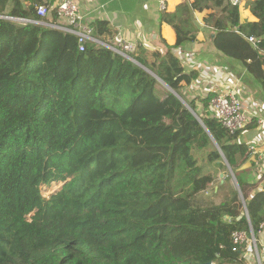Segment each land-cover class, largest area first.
<instances>
[{"label":"trees","instance_id":"16d2710c","mask_svg":"<svg viewBox=\"0 0 264 264\" xmlns=\"http://www.w3.org/2000/svg\"><path fill=\"white\" fill-rule=\"evenodd\" d=\"M54 1L0 0V14L39 22L0 18V264H244L232 233L257 235L264 172L244 167L242 130L211 116L214 92L184 93L198 72L176 49L196 40L194 13H206L212 47L264 91V0H246L255 20L243 23L229 0H179L162 16L175 42L138 46L134 61L94 42L79 51L55 9L37 15ZM89 25L102 41L113 35L105 20ZM159 80L175 94L159 96Z\"/></svg>","mask_w":264,"mask_h":264},{"label":"crops","instance_id":"0c3cea01","mask_svg":"<svg viewBox=\"0 0 264 264\" xmlns=\"http://www.w3.org/2000/svg\"><path fill=\"white\" fill-rule=\"evenodd\" d=\"M72 1L77 4L85 23L90 24L97 19L108 23L113 35L103 34L105 41L111 42L113 36L120 33L137 47L143 46L147 50L159 51L164 49L165 44L172 45L175 42L174 31L162 22L159 0ZM22 2L25 6L28 4V0ZM178 2L179 0H168L165 13L173 12ZM245 2L246 0H242L238 4L241 23L255 20ZM205 14L194 13L198 28L196 40L176 49L184 69L198 72V78L184 90V93L191 99L203 97L208 92L217 93L227 89L234 91L249 114L248 127L238 136V141L252 147L251 160L244 165L248 167L258 158L264 144V91L240 61L224 57L212 47L210 42L212 29L202 21ZM250 176V182H257L261 174ZM262 184L263 181L259 182L258 187ZM256 239L258 256L261 264H264V230L257 234ZM244 259L246 262L252 259L248 248ZM246 262L244 264H247Z\"/></svg>","mask_w":264,"mask_h":264},{"label":"built area","instance_id":"2783aa9c","mask_svg":"<svg viewBox=\"0 0 264 264\" xmlns=\"http://www.w3.org/2000/svg\"><path fill=\"white\" fill-rule=\"evenodd\" d=\"M229 1L231 4L235 5L239 4L242 0ZM167 2L168 0H159V8L162 12L161 16H163L166 12ZM35 9L37 15L40 17L46 16L50 9H55V12L62 21V24L56 25V27L76 36L79 51H84L87 43L94 42L98 45H102L111 49L113 52L125 58L133 60L131 54L136 52L137 45L134 42L125 39L120 33L115 34L113 36V40L109 43L94 37L93 27L84 22L83 16L74 1L55 0L51 4L49 2H44L35 5ZM0 18L16 20L19 22L39 23L35 20L15 18L3 14H0ZM72 24L73 27H69V25ZM234 29L236 30V28ZM246 39L253 46L259 42V39L255 38L254 36H246ZM208 110L211 116L216 118L229 133H235L243 130L249 122V114L247 110L243 107L240 99L232 89L215 93L209 101ZM250 149H252L251 146ZM253 164L259 169L260 172H264V144L258 158L254 160ZM262 230H264V220L259 224L257 234ZM256 237L257 235H254L253 231H250L248 234L246 232L232 233L233 243L235 246L245 245V249H247L251 243L253 244L254 250L257 254L256 258L258 260V264H261L258 256Z\"/></svg>","mask_w":264,"mask_h":264},{"label":"rangeland","instance_id":"374dc122","mask_svg":"<svg viewBox=\"0 0 264 264\" xmlns=\"http://www.w3.org/2000/svg\"><path fill=\"white\" fill-rule=\"evenodd\" d=\"M137 51V49H136ZM160 82V81H159ZM164 88L165 86L160 82V84L157 86V93L159 96H161L163 94V91H164ZM220 179V174L217 175L216 179H215V183H214V187H216V182ZM62 185V182H55V183H51L50 185L48 186H41V194L43 197L45 198H48L49 195L51 193H53L54 191L58 190ZM212 187H209L208 190L205 192V196L209 197L211 195V192L213 191V188ZM217 200V199H216ZM248 248V251L249 253H251V257L252 259L250 260V262H246L247 264H258V260L256 258L257 254L254 250V246L253 244L251 243Z\"/></svg>","mask_w":264,"mask_h":264},{"label":"water","instance_id":"95a60500","mask_svg":"<svg viewBox=\"0 0 264 264\" xmlns=\"http://www.w3.org/2000/svg\"><path fill=\"white\" fill-rule=\"evenodd\" d=\"M22 1V0H21ZM134 61V60H133ZM168 90H170L171 92H173L164 82H162L161 80H159ZM174 93V92H173ZM175 94V93H174ZM178 98L184 103V105L193 113V115L199 120V122L202 124L201 120L199 119V117L197 116V114L190 109V107L187 105V103L181 99L179 96ZM203 125V124H202ZM208 132V131H207ZM230 173L232 174L231 170H230ZM224 174H220V177H223ZM232 177H233V174H232ZM234 178V177H233ZM195 264H215V263H212V262H205V263H195Z\"/></svg>","mask_w":264,"mask_h":264}]
</instances>
